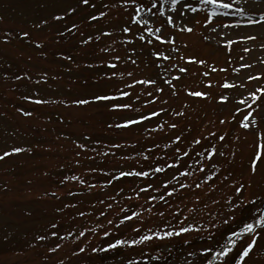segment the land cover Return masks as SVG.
<instances>
[{
  "label": "rangeland",
  "instance_id": "rangeland-1",
  "mask_svg": "<svg viewBox=\"0 0 264 264\" xmlns=\"http://www.w3.org/2000/svg\"><path fill=\"white\" fill-rule=\"evenodd\" d=\"M234 1L223 0L233 7H218L208 19L211 6L202 0H187L190 8L182 10L179 4L174 10L171 0H156V8L149 0H136L145 9L136 18L144 22L137 23L131 19L134 6L125 0H89L88 5L80 0H0V155L10 153L0 159V264H205L212 258L201 253L202 247L211 245L215 252L227 245L235 256L250 240L247 233L228 234L238 230L249 213L264 212V156L255 173L250 170L257 144L264 143V92L259 91L264 89V0H245L240 6ZM161 5L163 14L158 11ZM57 15L63 19L54 20ZM125 27L131 31L124 32ZM21 31H28L30 38ZM188 57L204 63L189 62ZM45 73L47 79L41 80ZM145 79L155 83L132 84ZM118 90L130 95L92 99L115 96ZM75 99L89 103L74 104ZM114 103L132 107L114 109ZM153 111L159 114L116 127ZM250 111L254 123L245 128L242 122L247 123L244 117ZM211 145L216 154L209 160L200 153ZM12 148L22 151L13 153ZM177 158L180 163L162 173L112 179L120 171H147ZM177 169L190 175H178ZM213 172L216 175L205 180ZM165 181L168 189H176L171 196L165 194ZM239 184L245 185L239 198L255 197L243 211L231 209L237 196L227 200ZM132 212L139 215L120 223ZM233 215L235 222L223 223ZM182 217L201 224L199 233L139 240L178 229ZM258 230L246 264H264V229ZM213 234L215 239L209 241ZM226 238L236 244L228 245ZM117 239L139 242L107 247ZM212 264L226 261L213 259Z\"/></svg>",
  "mask_w": 264,
  "mask_h": 264
},
{
  "label": "snow or ice",
  "instance_id": "snow-or-ice-1",
  "mask_svg": "<svg viewBox=\"0 0 264 264\" xmlns=\"http://www.w3.org/2000/svg\"><path fill=\"white\" fill-rule=\"evenodd\" d=\"M149 2L151 3L152 8H156L157 7L156 0H149ZM171 2H172V5L174 6V10H175V6H177L178 4H179L181 10L183 8H190V4L187 3V0H184L183 3H181L180 0H171ZM80 3L83 4V5H88L89 4V0H80ZM125 3L128 4L129 6H134L135 15L131 17V19L134 20V21H136V18L140 16V13L145 10L143 4H138L136 2V0H125ZM202 3L211 6V12L209 13L208 19L211 18V13H214L215 10L218 7L229 8V9L233 7V5L231 3H224L223 0H202ZM191 10L195 11V9H191ZM68 11L72 12V11H74V9L69 8ZM148 11L150 12L151 9H148ZM158 11L161 14H163L164 9H163L162 5L159 7ZM239 11H241V14L243 15V10L240 9ZM99 15L103 16L104 13H100ZM53 19L58 21V20L63 19V16L62 15H57V16H54ZM89 19L95 20V19H97V17L90 16ZM208 19L205 20V23L208 22ZM261 20H264V13L261 14ZM136 22L137 23H142L144 21H143V18L141 17V19L136 21ZM248 22L252 23V21H248ZM41 23H46V21H41ZM167 23L168 24H172L173 23L171 17H168ZM72 28L73 29L77 28V25L73 24ZM144 30L146 32H148V33H153V29L152 28L145 27ZM183 30L188 31V32L192 31L191 28H185ZM65 31H71V30L70 29H65ZM123 31L124 32H129V31H131V29L128 28V27H125V28H123ZM160 31H161V29H159V28L156 29V32H160ZM105 34L109 35L108 33H105ZM20 35L23 36V37H29L30 38V33L28 31H21ZM5 39H7V37H5ZM92 39H93V37H91V36L88 37L89 41L92 40ZM140 39L143 40L144 36L141 35ZM155 39L157 41H162L163 42V38L160 35H155ZM242 39H254V37H242ZM168 42H171V41L169 40ZM81 43H87V41L82 40ZM149 43H151V41H149ZM228 43L230 44V43H233V42L232 41H228ZM37 46H39V45H37ZM245 51H247V49H245ZM155 55H157L159 57V56H162V53H155ZM66 59H71V57H66ZM116 59L119 60V57H116ZM164 59H168V57H164ZM187 59L189 60V62H196V63H200V64L204 63V61H202V60H196L195 57H188ZM108 66L111 67V68H115L116 65L115 64H109ZM173 67H175V65H173ZM179 71L180 72H185L186 69L185 68H180ZM112 75L115 76L116 73L113 72ZM205 75H207V73H205ZM129 76H131V73H129ZM178 78L179 77H175V79H178ZM15 79L19 80L20 77L16 76ZM40 79L41 80H46L47 79V73H45L43 76H41ZM249 79H253V77H249ZM165 82L168 83V81H165ZM154 83H155V81L147 80V79L141 80V81H137V80H133L132 81L133 85L134 84H154ZM131 86L132 85H127L126 87H131ZM225 87H232V85H228L226 83ZM156 91H162V90L157 88ZM259 91L264 92V89H260ZM189 94L192 95V96H198V97L207 95V93H204V92H190ZM129 95H130V93L127 92V91H119L118 90L117 91V95H115V96L114 95H95V96L92 97V99L96 100V101H109V100L117 99V96L127 97ZM250 95L253 97L254 100L257 98L255 93H250ZM25 99H31V97H25ZM153 99H155V98H153ZM220 99L222 101H225V100H227V97L221 96ZM47 102L48 101H43V100H36L35 101V103H38V104L39 103H47ZM72 103H74V104H88L89 100H87V99H75V100L72 101ZM241 103H243L245 105V107H249V105L247 104L246 101L242 100ZM111 107L114 108V109L115 108L130 109L132 107V105L131 104H116V103H114V104L111 105ZM19 111L23 112V109H20ZM237 111H240V109H237ZM23 114L25 116H30L31 115L30 112H23ZM158 114H159L158 112H154L153 111V112H149V114L147 116L139 115L136 119H126L121 124L116 125V127H128L130 125H135V124L140 123L141 121H145V120L149 119L150 117L157 116ZM251 115H252V113L250 111L248 116L244 117V121H247V123L242 122V126L243 127L247 128V127H249V124L254 123V121L249 120V117ZM221 123H223V121H221ZM170 127L175 128L176 125L173 124ZM208 135L209 136H214L215 134L210 132ZM219 139L223 140L224 137L220 136ZM175 140L176 141H180L181 137L180 136H176ZM192 143L196 144V145H199L200 144V139H193ZM79 147L84 148L85 145L81 144V145H79ZM115 147L118 148L119 145H116ZM21 151H22V149H20V148H12L11 149V152H13V153L21 152ZM176 151H177V153H179L182 156H185V157L188 156V153L187 152H183L180 148H177ZM215 154H216V146L215 145H211L210 148H208L204 152L200 153L201 156H205L206 155L209 160H211L215 156ZM9 155H10L9 152H4L2 155H0V159H3L4 157H7ZM77 155H79V153H77ZM220 155H223V153H220ZM262 156H264V143H258L257 144V151L255 152L254 156L252 157V159L250 161V170H251L252 173H255L257 164L261 160ZM179 163H180V160L177 158L174 163H171V164L166 163L164 166H157L155 169H152V167L149 166L147 171H145V170L136 171L134 169L130 170V171H127V172L120 171L118 173V175L113 176L112 179H119L121 177H127V176H137V177H145L146 178V177H149L150 174L164 172L165 167L175 168L176 165L179 164ZM200 171H203V166L200 167ZM177 174L178 175H182V176L190 175V173H188L186 169H185L184 172H180L179 169H177ZM215 175H216V173L213 172V173H211L210 176H206L205 180H209V179H211L212 176H215ZM64 179H68V177H65ZM71 179L75 180V179H77V177L76 176H72ZM225 179H227V177H225ZM173 180H175V177H173ZM81 183H83V181H81ZM107 183H109V184L112 183V180L107 181ZM167 185H168V181H165L164 182V186L166 188L165 194L168 195V196H171V194L174 191H176V189L175 188L168 189ZM196 186L199 187L200 185H196ZM151 187H152L151 184L147 185V188H151ZM180 187L181 188H185V187H187V185L181 184ZM147 188L140 189V191H146ZM244 188H245L244 184H239L238 186H236L234 188L233 195H230V196L227 197V200L229 202H231L233 200V197L237 196L236 202L231 204V209L232 210L243 211L246 205H252V204L255 203V197L251 201L246 199V198H239V194H241L244 191ZM52 195L54 196L55 193H52ZM149 199L150 200H154V199H156V197L149 196ZM159 199L163 201L165 199V196H163V195L159 196ZM197 200H199V197H197ZM213 203L214 204H218L219 201H213ZM204 207L207 208V205H205ZM176 211L179 212L180 209L177 208ZM189 211L191 212L193 210L189 209ZM256 213L259 214V215L253 214V213H249L248 217H246L245 220L241 221L242 226H238V230H231V229L229 230V234L228 235L230 237H237L241 233H247L249 235V237H250V240L247 241L242 246V248L240 250H238L237 254L235 256H231V253H232L233 250H232V248L227 247V245L221 247L218 251H215V252L213 251V247L211 245L207 246V247H202L200 249L201 253H208L209 256L212 258V259H207L206 258L205 264H212V260L213 259H220L222 261H226V264H232L233 260H234V264H246V257L249 256L251 250L253 249L254 245L256 244L257 237L260 235V231L258 229H264V212H261L260 209H257ZM138 215L139 214L137 212H132L130 216L129 215H124L123 219L120 221V223H124L125 221H130L133 217H137ZM159 215H163V213H159ZM182 219L184 220V223L180 224L178 229L165 231V232H163L162 236H161L160 232H152L151 235H142V236H140L139 240L140 241L151 240L152 236H156L157 238L163 239L164 237L180 236L181 234H184V233H191V232L199 233V231L201 229V224H198V223H195V222L188 223L187 222V217H182ZM229 221L235 222V215L230 216L228 218V220L223 221V223L228 224ZM109 223H112V222L109 221ZM185 224H186V226H185ZM53 227H55V225H53ZM204 227H207V225H204ZM213 227H215V225H213ZM133 231H136V229H133ZM52 235L55 236L56 233L53 232ZM80 235L83 236L84 233L81 232ZM104 235L107 236L108 232H105ZM37 239H44V237L38 236ZM214 239H215V235L214 234L210 235L208 237L209 241H213ZM226 239H227V244L228 245H235L236 244V240L235 239H231V238H226ZM138 242L139 241H137L135 239H133V240L117 239V240H115L114 243L107 245V247L108 248H115L117 245H121V244H136ZM185 243H188V241L186 240ZM57 247H59V245H57ZM81 251H82V249H81ZM93 251H95V249H93ZM192 254L193 253H189V255H192Z\"/></svg>",
  "mask_w": 264,
  "mask_h": 264
},
{
  "label": "bare ground",
  "instance_id": "bare-ground-1",
  "mask_svg": "<svg viewBox=\"0 0 264 264\" xmlns=\"http://www.w3.org/2000/svg\"><path fill=\"white\" fill-rule=\"evenodd\" d=\"M246 1L245 0H235L234 1V3L236 4V5H244V3H245Z\"/></svg>",
  "mask_w": 264,
  "mask_h": 264
}]
</instances>
